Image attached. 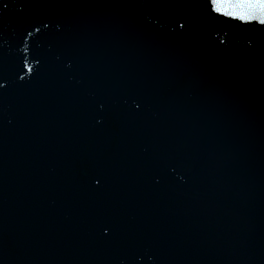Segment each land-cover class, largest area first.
I'll use <instances>...</instances> for the list:
<instances>
[{
    "label": "water",
    "instance_id": "water-1",
    "mask_svg": "<svg viewBox=\"0 0 264 264\" xmlns=\"http://www.w3.org/2000/svg\"><path fill=\"white\" fill-rule=\"evenodd\" d=\"M0 264H264V24L0 0Z\"/></svg>",
    "mask_w": 264,
    "mask_h": 264
},
{
    "label": "snow or ice",
    "instance_id": "snow-or-ice-1",
    "mask_svg": "<svg viewBox=\"0 0 264 264\" xmlns=\"http://www.w3.org/2000/svg\"><path fill=\"white\" fill-rule=\"evenodd\" d=\"M212 10L241 21L264 24V0H210Z\"/></svg>",
    "mask_w": 264,
    "mask_h": 264
}]
</instances>
